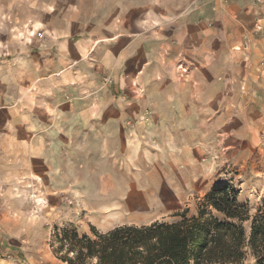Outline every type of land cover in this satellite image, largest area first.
I'll return each mask as SVG.
<instances>
[{
  "label": "rangeland",
  "instance_id": "obj_1",
  "mask_svg": "<svg viewBox=\"0 0 264 264\" xmlns=\"http://www.w3.org/2000/svg\"><path fill=\"white\" fill-rule=\"evenodd\" d=\"M149 1L39 0V5L68 12L74 32L84 27L101 32L116 21L137 26ZM14 34L21 44L45 37L35 25ZM5 56L0 47V59ZM176 69L177 76H185L180 78L185 89L181 99L165 98L173 83L169 79L144 83L142 69L119 83L108 73L92 79L79 91L81 108L103 105L90 118L86 112L84 127L73 122L78 101L64 92L57 107L68 106L70 111L61 114L69 124L55 134L64 142L49 141L56 131L51 127L55 109L46 89L27 98L39 119L34 139L27 137V142L38 152L28 164L21 162L23 150L8 159L0 152V264H66L54 254L55 228L70 225L90 236L91 227L105 233L125 224L170 221L185 209L194 214L215 186L231 188L251 214L264 206V94L257 95L250 79L247 87L230 88L226 108L206 110L208 100L188 92L189 68L179 64ZM179 101L191 106L188 117L197 109L195 123L190 117L181 122L179 113H184L175 109ZM249 128L256 131L255 140ZM244 264H254L253 258Z\"/></svg>",
  "mask_w": 264,
  "mask_h": 264
},
{
  "label": "crops",
  "instance_id": "obj_2",
  "mask_svg": "<svg viewBox=\"0 0 264 264\" xmlns=\"http://www.w3.org/2000/svg\"><path fill=\"white\" fill-rule=\"evenodd\" d=\"M40 3L44 6L39 0H0V47L7 56L0 59V152L7 159L21 150V162L37 157L36 145L27 137L39 119L27 101L41 94L40 88L46 89L55 109L51 127L56 131L50 142H64L61 134L55 135L60 125L69 124L61 114L70 111L68 106L57 107L64 92L78 101L73 118L77 126H85L86 112L90 118L100 111L103 102L81 108L79 91L102 73L119 83L142 69L144 83L169 79L173 83L165 98L172 94L181 99L185 89L180 78L185 76H177L176 67L183 64L190 73L188 92L208 100L205 107L210 111L226 108L224 96L230 88L246 86L250 79L257 95L264 94V0H150L151 7H143L146 19L137 26L116 21L101 32L92 27L74 32L68 12ZM27 25L41 28L44 39L21 44L14 32ZM175 109L184 113H179L181 122L190 117L195 123L197 109L189 117L185 112L190 105L179 101ZM247 131L255 140L256 131Z\"/></svg>",
  "mask_w": 264,
  "mask_h": 264
},
{
  "label": "trees",
  "instance_id": "obj_3",
  "mask_svg": "<svg viewBox=\"0 0 264 264\" xmlns=\"http://www.w3.org/2000/svg\"><path fill=\"white\" fill-rule=\"evenodd\" d=\"M146 225L79 235L55 228V256L66 264H264V206L253 214L228 186H215L189 209Z\"/></svg>",
  "mask_w": 264,
  "mask_h": 264
},
{
  "label": "built area",
  "instance_id": "obj_4",
  "mask_svg": "<svg viewBox=\"0 0 264 264\" xmlns=\"http://www.w3.org/2000/svg\"><path fill=\"white\" fill-rule=\"evenodd\" d=\"M43 35L42 34H39V38L42 39Z\"/></svg>",
  "mask_w": 264,
  "mask_h": 264
},
{
  "label": "bare ground",
  "instance_id": "obj_5",
  "mask_svg": "<svg viewBox=\"0 0 264 264\" xmlns=\"http://www.w3.org/2000/svg\"><path fill=\"white\" fill-rule=\"evenodd\" d=\"M235 50H237V49H235Z\"/></svg>",
  "mask_w": 264,
  "mask_h": 264
}]
</instances>
